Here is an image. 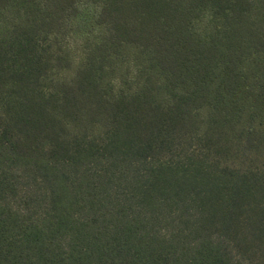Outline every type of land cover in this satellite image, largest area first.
I'll return each mask as SVG.
<instances>
[{"label":"trees","instance_id":"trees-1","mask_svg":"<svg viewBox=\"0 0 264 264\" xmlns=\"http://www.w3.org/2000/svg\"><path fill=\"white\" fill-rule=\"evenodd\" d=\"M0 264H264V0H0Z\"/></svg>","mask_w":264,"mask_h":264}]
</instances>
